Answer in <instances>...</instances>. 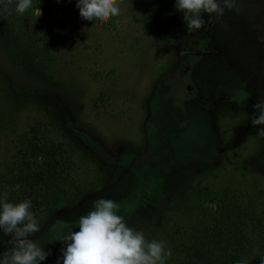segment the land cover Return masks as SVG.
Returning <instances> with one entry per match:
<instances>
[{
  "label": "rangeland",
  "instance_id": "obj_1",
  "mask_svg": "<svg viewBox=\"0 0 264 264\" xmlns=\"http://www.w3.org/2000/svg\"><path fill=\"white\" fill-rule=\"evenodd\" d=\"M70 2L74 15L42 77L23 69L0 34V174L35 128L66 140L86 181L79 198L35 219L40 231L29 238L51 253L41 264H57L66 248L52 226L78 231L101 198L149 242H163L166 213L178 226L204 220L187 215L196 192L207 209L226 193L261 205L264 125L251 119L264 98V0L205 13L192 33L176 0H120V14L103 23ZM37 9L32 0L24 14L36 18ZM186 51L205 55L192 70L196 95L178 106L165 77ZM12 247L0 232V254Z\"/></svg>",
  "mask_w": 264,
  "mask_h": 264
},
{
  "label": "trees",
  "instance_id": "obj_2",
  "mask_svg": "<svg viewBox=\"0 0 264 264\" xmlns=\"http://www.w3.org/2000/svg\"><path fill=\"white\" fill-rule=\"evenodd\" d=\"M70 1L35 0L41 12L36 18L18 14L15 5L3 12L0 3V34L28 73L43 76L62 30L74 15ZM82 174L65 139H54L34 128L22 139L14 162L0 174V197L7 193V202L13 204L30 200L34 219L41 218L83 194ZM200 198L196 192L187 207V215H204L199 223L178 226L171 223L169 213L164 214L162 239L171 250L164 264H261L264 201L245 205L226 193L215 208L207 209Z\"/></svg>",
  "mask_w": 264,
  "mask_h": 264
},
{
  "label": "clouds",
  "instance_id": "obj_3",
  "mask_svg": "<svg viewBox=\"0 0 264 264\" xmlns=\"http://www.w3.org/2000/svg\"><path fill=\"white\" fill-rule=\"evenodd\" d=\"M59 2V0H58ZM3 12L15 5L18 14H24L32 6V0H0ZM235 0H176L175 8L183 14L186 31L192 33L205 23L203 14L223 16L225 9H232ZM80 17L87 21L107 22L120 14V0H77ZM38 16L41 15L37 9ZM258 115L251 119L253 127L264 125V98L253 106ZM264 137V128L258 129ZM119 204L109 199L93 202V209L79 218L78 231L65 221H57L53 231H59L56 241L66 248L57 264H164L171 256L163 242L147 241L143 231L127 226L118 215ZM31 201L16 204L7 202V193L0 197V232L11 237L13 247L0 254V264H41L49 255L29 237L40 231L33 214ZM243 264V262H241ZM264 264V261H261Z\"/></svg>",
  "mask_w": 264,
  "mask_h": 264
},
{
  "label": "flooded vegetation",
  "instance_id": "obj_4",
  "mask_svg": "<svg viewBox=\"0 0 264 264\" xmlns=\"http://www.w3.org/2000/svg\"><path fill=\"white\" fill-rule=\"evenodd\" d=\"M204 55L205 52L203 51L200 53H197L196 51L183 52L181 62L179 63L177 69H175L171 75L165 77V80L168 82V86L170 88V96L176 99L178 106L180 105L179 102L183 100L190 101L196 95L194 92L196 86L192 81V70L198 62H202ZM232 100L235 101L234 98Z\"/></svg>",
  "mask_w": 264,
  "mask_h": 264
}]
</instances>
